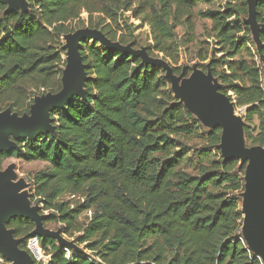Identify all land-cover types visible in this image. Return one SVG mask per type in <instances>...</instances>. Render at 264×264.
Returning <instances> with one entry per match:
<instances>
[{
  "label": "trees",
  "instance_id": "trees-1",
  "mask_svg": "<svg viewBox=\"0 0 264 264\" xmlns=\"http://www.w3.org/2000/svg\"><path fill=\"white\" fill-rule=\"evenodd\" d=\"M136 1L27 0V12H6L0 3V109L28 114L35 96L61 90L62 39L84 27L82 12L89 29L134 45L110 24ZM145 1L138 14L150 28L148 54H162L178 75L181 48L196 44L197 68L209 70L221 92L245 108V140L264 147V30L258 50L243 22L246 0ZM94 14L103 17L96 21ZM256 21L264 24L263 1ZM97 45L81 42L84 98L72 97L50 114L52 133L17 139V150L0 153V167L9 157L45 163L30 178L31 201L50 212L44 225L58 223L64 236L81 234L76 243L92 254L38 238L46 264H261L240 234L246 164L221 158V130L204 129L173 97L162 71ZM254 118L256 134L249 127ZM193 141L200 145L189 147ZM7 228L25 238L19 244L25 249L35 226L15 218Z\"/></svg>",
  "mask_w": 264,
  "mask_h": 264
},
{
  "label": "water",
  "instance_id": "water-1",
  "mask_svg": "<svg viewBox=\"0 0 264 264\" xmlns=\"http://www.w3.org/2000/svg\"><path fill=\"white\" fill-rule=\"evenodd\" d=\"M260 1L264 2L246 0L248 16L243 22L248 27L250 22L257 23L256 7ZM0 3L6 6V12L28 11L27 0H0ZM260 31L258 29L252 38L258 50L262 46ZM63 40L65 66L62 69L61 90L56 94L35 96L28 114L19 116L9 108L0 111V153L17 150V139L31 140L40 133H52L50 114L54 110L64 109L72 97L84 98L87 77L79 52L82 40H93L106 48L141 58L146 65L162 67L165 78L171 83L173 94L189 113L198 115L209 125L210 130H221L220 144L217 146L221 158L226 162L239 161V167L246 164L244 190L240 194L243 214L240 234L247 249L264 264V147L246 146L241 118L235 114V103L221 92L222 85L211 72H204L196 66L188 77L184 76V72L176 76L167 62L149 57L145 50H133L130 44L122 46L118 42H111L99 30L88 27L65 35ZM25 187L15 181L13 166L0 171V256L12 264H34L32 257L19 248L25 238L16 239L13 230L7 228L12 219L32 221L35 228L29 235L31 238L49 237L55 239L61 248L66 246L60 231L52 232L43 227L46 216L41 215L38 204H31L24 193Z\"/></svg>",
  "mask_w": 264,
  "mask_h": 264
},
{
  "label": "rangeland",
  "instance_id": "rangeland-1",
  "mask_svg": "<svg viewBox=\"0 0 264 264\" xmlns=\"http://www.w3.org/2000/svg\"><path fill=\"white\" fill-rule=\"evenodd\" d=\"M145 4H146L145 0H137L131 6V8L128 11L119 12L117 20H116V24L111 22L110 26H111L112 31L116 32L117 37L119 35H125L126 37H128V38H130L132 40V43H134V45H132V44H130V45H131V48L133 50H145L147 52V54H148L147 47L152 45V36H151V32H150L149 26L142 21L143 15H139L138 14V11L141 9L140 6L143 5V9H144V5ZM198 9H206V6L205 5H200L198 7ZM146 11H147V7L145 8V12ZM102 17L103 16L100 15V14H94L93 15V18L96 19V21H98ZM80 18L85 23V25H84V27L79 28V29L87 28V19H88L87 13L82 12L80 14ZM106 23H109V22L107 21ZM249 27H250V30H251V38H253V34L256 33L258 29L259 30H264V24L260 26V24H258V23L254 24V23L250 22ZM196 28H197L196 36H197V38L201 39L200 38L201 37L200 36L201 35V31H200L199 27H196ZM62 41H63V44H64V40L63 39H62ZM93 42H94L93 40H88V45H92ZM209 42H211V41L209 40ZM97 44L98 45L96 47L98 49H100V50L106 48L105 46L100 45L98 42H97ZM252 45L255 46V48H257V45H256V43L254 42L253 39H252ZM80 48H81V44H80ZM196 50H197V47H196V44H194V43L193 44H189L184 49L181 48L180 53H179V62H178V65H177V66H179L181 68V72L178 75H176V76H179L181 73L185 72V70L187 68H190V70L192 71L197 66L198 60L195 59ZM148 56L152 57L154 59H161V60L167 62L169 67H171V69H172V66L170 65V62L168 60L164 59L162 54L155 53V56H151L149 54H148ZM63 60H64V57H63ZM141 62H142V64H145V63H143L142 59H141ZM150 66H152V65H150ZM152 67H156L157 69L162 71L164 73V77H165V71L162 69V67L156 66V65H154ZM167 81H168V84H169V88L171 90V83H170L169 80H167ZM171 92H172V90H171ZM172 94H173V92H172ZM229 95H231V94H228L227 96H229ZM173 97L176 98L174 94H173ZM230 99L234 102V97L231 96ZM177 100L179 102V99H177ZM234 108H235L234 109L235 110V114L238 117L241 118V121H242V124H243V128H244V124L246 123L245 120L243 119V116L245 114L244 113L245 112V108H237L236 106ZM2 110H4V109H0V111H2ZM194 117L199 120V123L202 125V127L204 129L210 130L209 129V125L207 123L203 122L199 118L198 115H194ZM257 126H258V120L256 118H254L253 122L249 125L250 129L254 132V134H256V132H257ZM244 138H245V135H244ZM245 143H246L247 147H251L250 143L246 142V140H245ZM199 145H200L199 141H193V142H189L188 143V146L189 147H193V148L194 147H198ZM10 166H13L14 174H15V181L16 182H21L23 185L26 186L24 188L25 189L24 193L29 197V200H30L31 204H33V205L38 204V203L35 202V200L31 201L32 185H31V182H30V178H31L33 173H35V172H37L39 170H42L44 168V166H45V163H42V162L26 163V162H23L22 160H20L18 158L9 157V158L3 159L1 167H0V171H4L6 168H8ZM187 171H190V170H187ZM64 199H69V198H64ZM240 199H241V202H240V209H241V207H242V198H241V196H240ZM38 205L42 209V205L41 204H38ZM41 213H42L41 215H44V216L47 217L50 212L42 210ZM86 217H90V214H86V215L81 216L80 219L78 220V222L82 223V224L85 223V221H86L85 218ZM242 220H243V214H242ZM43 227L45 229L49 230V231H52V232L60 231V225L58 223H56V222H49V223H46L45 225L43 224ZM241 227H240V232H241ZM60 236L62 237V239L64 240V244L66 245L64 248H66L69 252L73 251V252H77V253H81V254H86L89 257H92V254L89 253L84 248V245H78L76 243V238L81 236V234H73L72 236H64L60 232ZM56 243H57V241H56ZM57 245H58V243H57ZM69 252L67 253V255H69ZM32 259H33V257H32ZM47 260H48V258H46V256L44 255V257H43L42 261H40V263L46 264ZM33 261H34V259H33ZM6 262H7V264H12L11 262H8V261H6ZM1 263H2V260L0 259V264ZM35 263L36 262L34 261V264Z\"/></svg>",
  "mask_w": 264,
  "mask_h": 264
},
{
  "label": "built area",
  "instance_id": "built-area-1",
  "mask_svg": "<svg viewBox=\"0 0 264 264\" xmlns=\"http://www.w3.org/2000/svg\"><path fill=\"white\" fill-rule=\"evenodd\" d=\"M25 250L33 257L36 263L42 261L44 254L42 252L38 237L28 239ZM49 259V257L46 256Z\"/></svg>",
  "mask_w": 264,
  "mask_h": 264
}]
</instances>
